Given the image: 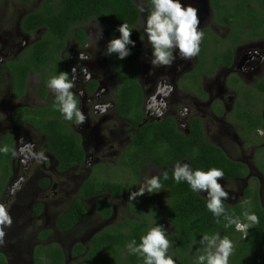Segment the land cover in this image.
I'll return each mask as SVG.
<instances>
[{"label":"flooded vegetation","instance_id":"flooded-vegetation-1","mask_svg":"<svg viewBox=\"0 0 264 264\" xmlns=\"http://www.w3.org/2000/svg\"><path fill=\"white\" fill-rule=\"evenodd\" d=\"M44 1L0 0V149L5 146L9 148L7 154L2 151L5 154L4 158L2 154L0 155V186L4 188L0 203L11 188L21 189L20 195H23L27 190L31 193L35 190L33 187H36V193L30 197L32 199L33 196L39 197V191L56 187L54 177H61L60 191L65 190L62 185L67 182L68 187V183H71L69 179L71 174L77 170L85 172L77 183L75 198L78 197L81 185L94 169L100 180L107 178L124 183L131 180L136 182L134 171L128 168L122 158L128 153L127 150L131 147L138 128L148 123L158 124L166 119H173L178 130L188 134L190 124L199 119L207 142L221 148L230 161L244 167L243 177H224L219 181L229 193V198L224 204L233 209L236 213L234 217H240L241 220L244 219L242 214L245 210L255 212L257 205L264 210V36L259 38L251 36L254 29L264 32V12L263 23L260 19H255L254 24L241 19L238 24L232 25L218 16L213 0H180L185 7L198 9L199 28L204 32L200 52L196 57L184 60L179 57L178 50H175L176 59L171 66L155 67L151 63L153 59L151 46L145 44L148 43L146 33L143 31L146 19L141 15L144 2L147 10L151 8L147 6V0H138L141 5H138L137 0H132L140 8V18L134 28L140 32L142 43V52L138 57V80L143 94V116L141 122L136 125L134 120L122 117L117 110L120 82L116 70L120 65L117 62L113 63V54H106L107 44L113 39V35L104 18L91 16L72 25L64 40L50 43V52L47 55L51 54V63L48 62L39 68L32 66L27 71L25 80L23 75L18 73L21 67L36 61L39 56L37 46L49 35V29L45 26L25 27L27 19L41 9ZM256 46L262 50V53H258L260 56L249 54L247 51ZM229 48L232 50L231 65L227 67L223 60H220L214 73H209L208 70L212 68L214 62L213 57L220 56L219 53ZM243 50L247 51V54L241 57L239 63ZM203 51L207 59L200 57ZM81 53H84L87 59L81 60L79 58ZM57 57L60 61H57ZM202 62L203 67H200ZM178 65L182 67L181 71L176 73L175 67ZM73 68H76V88L73 91L77 93L80 107L87 119L82 125H76L75 121H65L60 115V122L79 136L83 162L80 165L63 168L64 164L48 150L50 139L45 132L47 125L42 123L46 119L54 118L58 113L55 95L47 86L49 79L59 72H67L71 76ZM175 76L182 78L178 79ZM165 77L167 79H163ZM158 81L161 83L159 89ZM166 84H170L171 89L163 86ZM172 90L183 92L184 95L179 96V99L173 98ZM179 102L189 104L191 107L183 106L184 112L181 113L179 110L178 114L176 104ZM212 130H216L217 135L211 134ZM21 141L30 145V150L20 152ZM228 141L233 145L232 150L227 147ZM131 155L132 153H129L128 159ZM107 158L112 161H108ZM180 163L190 164L186 161ZM190 166L192 167L191 164ZM169 169L173 171L174 166ZM165 170L166 168H159L153 164L142 166L136 189L117 197L106 195L111 202L113 214L109 218H101L110 222L116 216L114 202L125 200L129 201L130 216L122 222L127 219L142 221L140 216L132 214L131 207L134 206L144 209L149 229L159 224L157 217L156 220L154 218L156 214L153 208L165 210L168 198L166 190L145 193L143 201L147 207L140 206L139 197L137 201L136 199L130 201L129 196L140 189L147 171L151 177L159 176ZM29 174L31 177L27 180ZM197 194L206 200V192ZM20 195L17 196V200ZM74 199L66 207L63 203L64 208L55 219L54 232L70 235L87 219L88 213L71 231L61 232L57 229L59 217ZM89 200L85 201V205ZM243 201L249 203L242 206ZM42 206L45 211L46 205ZM119 223L121 222L117 224ZM160 225L168 232L169 240L177 236V230L168 217L165 216ZM10 230L12 227L4 228L6 233L4 239L10 242L17 239L18 241L8 250L1 244L0 254L6 259L7 264H34L35 249L38 246L49 245L62 249L65 264L68 263L66 258L70 261L79 260L75 262L78 264H93L101 257V264H107L110 260L108 253L99 254L93 262L85 260L84 254L81 257H74L72 254L77 244H81L87 251L91 239L102 230L92 231L84 237V242H68L69 249H66L65 245L62 247L47 243V239L54 234L49 229L28 234L17 231L7 238ZM227 230L228 237L235 245L229 264H234V257L238 255L240 239L249 240L263 232L256 224L248 230L247 238L236 228V232H231L232 230L228 228ZM45 232L49 233L48 236H42ZM19 234L23 235L18 238ZM25 235L32 239H25ZM222 235L223 233H220V236ZM174 245L176 247L173 245L172 247H175L177 252L170 247L168 255L173 257L176 264H185L186 253L180 251V245ZM191 248L192 251L188 252L190 264H195V258L202 250L196 248L194 242L191 243ZM260 249L264 255V244L262 248L254 247L252 251L259 252ZM257 263L263 264V260L258 258Z\"/></svg>","mask_w":264,"mask_h":264},{"label":"trees","instance_id":"trees-1","mask_svg":"<svg viewBox=\"0 0 264 264\" xmlns=\"http://www.w3.org/2000/svg\"><path fill=\"white\" fill-rule=\"evenodd\" d=\"M213 5L218 16L232 25L238 24L241 19L252 24L255 19H260V22L263 23L264 0H213ZM147 6L151 8V0H147ZM91 16L104 18L107 26L112 29L113 38H119L118 28L122 23H127L133 31L131 40L135 42V46L129 45L131 54L123 60L113 54V63L117 62L120 65L116 70L120 82V89L117 93V110L122 117L134 120L138 125L143 116V94L138 80V57L142 52V43L140 32L134 28L140 18V8L132 0H45L41 9L27 19L25 27L45 26L49 29V35L47 34L48 36L44 37L37 46L39 56L36 61H31V65L21 67L18 73H21L25 80L27 71L32 66L39 68L48 62L51 63V54L47 55L50 52V43L64 40L72 25H76L81 20L85 21ZM253 31L251 36L254 38L264 36V32H259L257 29ZM219 54L220 56L213 57L212 68L208 70L211 74L217 69L220 60H223L227 67L231 65L232 50L230 48ZM200 57L207 59L204 51L200 53ZM57 61H60L58 57ZM203 64L202 62L200 67H203ZM57 112L54 118L46 119L42 123L47 125L45 132L50 139L48 150L64 164L63 168L69 165H80L83 162L80 138L62 125L60 122L61 113ZM127 152L122 161L128 165V168H131V171H134L137 181L131 180L124 183L107 178L100 180L94 169L81 185L78 197L59 217L57 221L59 231H71L85 219L88 213L85 201L92 198L95 199L99 214L104 218L111 217L113 209L106 195L117 197L136 189L140 179V169L146 164L166 168L159 175L160 183L163 185L162 190L168 192L166 208L164 211L153 208L154 214H156L154 218L156 220L157 217L158 225L165 216L172 222L177 230V236L170 241L173 246H175L174 244L180 245V251L183 254L186 253L185 264H190L191 258L188 252L192 251V242L195 243L196 248L203 250V245L199 243L203 235L223 233L221 237H228L227 228L232 230L231 232L235 231V225L225 227L226 221L223 217H220L219 223H217L218 218L207 209V201L193 192L187 182L177 183L173 179V171L169 169L175 167L177 163L186 161L192 165L193 170L207 171L216 167L223 170L224 177L238 178L245 175L242 170L243 166L230 161L221 148L207 142L199 119L190 124L188 134L181 133L173 119H166L158 124H145L138 128L134 141ZM129 153L132 155L128 159ZM1 154L4 158L5 154L0 151ZM165 174H167V179H164ZM3 190V186H0V196H2ZM224 206L228 215L235 216L236 213L232 208L225 204ZM131 208L133 209L132 214L142 218L141 222L127 219L108 227L91 239L87 251L81 244L74 246L73 256L81 257L84 254L85 260L93 262L99 254L108 253L110 260L107 264H143L142 257L131 254L127 245L132 240L139 244L140 238L147 233L150 226L145 219L146 213L143 208L134 206ZM42 211L43 206L39 205L35 208L34 213L40 215ZM254 213L259 217V223L256 225L263 232L261 235L252 236L249 240L240 239L238 255H235L233 260L234 264H258V258H261L264 264V255L261 249L259 252L252 251L254 247L262 248L264 244V210L257 205ZM48 234L45 232L42 233V236H48ZM175 247L172 249L177 252ZM34 254V264H65L62 249L53 245L38 246ZM0 264H7L1 254Z\"/></svg>","mask_w":264,"mask_h":264},{"label":"clouds","instance_id":"clouds-1","mask_svg":"<svg viewBox=\"0 0 264 264\" xmlns=\"http://www.w3.org/2000/svg\"><path fill=\"white\" fill-rule=\"evenodd\" d=\"M145 11L141 8V12ZM198 9L188 6L185 7L180 0H151V9L147 10L146 21H144L143 31L146 33L147 41L152 49L151 63L155 67H169L173 64L176 56L174 51L178 50L179 57L190 60L200 52V45L203 41L204 32L199 28ZM118 31L119 38H113L107 44V55L116 54L123 60L131 54L129 45L135 46L131 40L132 29L127 23H122ZM81 60L87 59L81 53ZM76 68L72 69V75L67 72H59L52 76L48 81V88L55 95L57 110L61 113L65 121H75L76 125L85 123L87 117L83 113L76 88ZM91 76L90 73H88ZM163 79H167L166 77ZM171 89L170 84L163 85ZM158 89L161 83L158 81ZM23 152L30 150V145L21 141ZM5 154L8 153L7 146L0 149ZM222 169L212 167L207 171L193 170L188 163H177L173 169V179L180 183L185 181L191 190L196 193H207V209L219 218L223 217L226 221L225 227L235 225L237 231L243 233L247 238L248 230L259 223V217L254 212L245 210L243 220L240 217L228 215L225 211L224 201L229 198V193L224 186L219 183L224 178ZM167 174L164 179H167ZM163 189L159 176H151L145 179L138 191L132 192L129 200L133 201L145 193H157ZM249 201H243L247 205ZM12 218L5 204L0 203V244H3L6 235L4 228L10 227ZM203 245L202 253L195 258V264H229L230 257L234 252L235 245L227 236L221 237L219 233L205 234L199 241ZM172 247V241L168 238V232L163 225L156 224L151 227L145 235L140 238V243L135 240L128 243L127 249L131 254L142 257L143 264H176L172 256L168 255V250Z\"/></svg>","mask_w":264,"mask_h":264},{"label":"rangeland","instance_id":"rangeland-1","mask_svg":"<svg viewBox=\"0 0 264 264\" xmlns=\"http://www.w3.org/2000/svg\"><path fill=\"white\" fill-rule=\"evenodd\" d=\"M137 2H138V5H141L140 1L137 0ZM247 51L249 52V54H253L256 56H260V54H258V53H262L261 48L257 47V46L249 48V49H247ZM247 51H245V50L241 51V56H240V59L238 60L239 63L241 62V57L244 56L245 54H247ZM239 55H240V53H239ZM256 59L258 60L259 58L256 57ZM182 65L185 66L184 63ZM182 65H178L175 67L176 73H179V71H181ZM194 69H195V67L193 68V70ZM188 71L190 72V69ZM175 78L179 79L180 77L175 76ZM183 95H184L183 92H179V91L176 92L175 90H172V93H171V97L178 98V99H179V96L181 97ZM174 96H176V97H174ZM171 102L172 101L170 100V103ZM179 103L176 104V106L178 107L177 108L178 114H179V110H181L180 112L182 113V112H184L185 108H187V106L191 107L189 104H182L181 102H179ZM192 113H194V112H192ZM215 131L216 130H212L211 134L217 135V133ZM227 147L232 150L233 145L231 144L230 141H228ZM238 152H239V150H238ZM110 158H107V160ZM108 161L111 162L112 160H108ZM115 161H116V159H115ZM84 172H85V170H83V171L77 170V171L73 172L71 174V177L69 178L71 183H68L69 186L67 187V182H65L62 185L65 187V190H62V191H60V189H61V184H60L61 177H54V184H56V187H52L46 191H39V197L33 196V199L30 196L36 193V189H37L36 187H33L35 190L31 192L32 194L30 193V191L27 190L23 195H20L22 193L21 189L11 188L7 192V194L4 196V199L1 202V203L6 205V207L8 208L9 214L12 218L13 226H10V227H12V230H10L8 232L9 234H8L7 238L11 237V234L14 232H17V231L18 232L21 231V232H23V234H28V233H32L34 231L38 232V231H41L43 229H49V230H52L54 232L55 231V222H56L55 219L57 218L61 209L66 207L75 198L77 183L81 179L82 173H84ZM148 172L149 171L146 172L142 184H144L145 179L147 177H150ZM30 177H31V174L28 175L27 180L30 179ZM62 180L64 181L65 179H62ZM18 195H20V196L17 200ZM144 197H145V195L139 196V203L141 205L138 203L137 204L142 206V207H147L145 201H143ZM137 198H136V201H137ZM63 203H64V207H62ZM38 204H40V205L45 204L46 205V210L45 211L43 210L44 212L42 211V214H40V216H37L34 213V210ZM114 204L116 205L115 207L117 210L116 216H114L115 218L112 219L110 222H106L105 220H103L101 218L102 216L99 214L98 210L95 209V199L89 200L86 203L87 209H88V217L85 220V222H83L70 235H62L60 233L54 232V234L51 237H49L46 242L51 243V244L61 245L62 247H64V245H65L66 249H69V243L68 242H77V241H83L84 242V237L87 236L92 231L102 230V229L107 228L111 225L117 224L118 222H122L127 217L129 218V216H130L129 201L117 200V202H114ZM22 235L19 234L18 238ZM25 239H32V238H30V236H28V235H25ZM17 241H18V239H17ZM17 241L10 242L8 239H4L2 247L5 250H8V249L14 247ZM0 247H1V244H0ZM101 260H102V257L100 259H97L95 261V263H93V264H101ZM66 261L68 262L67 264H71V263L78 262L79 260L70 261L68 258H66Z\"/></svg>","mask_w":264,"mask_h":264},{"label":"water","instance_id":"water-1","mask_svg":"<svg viewBox=\"0 0 264 264\" xmlns=\"http://www.w3.org/2000/svg\"><path fill=\"white\" fill-rule=\"evenodd\" d=\"M141 8H144L145 9V11L143 12V13H141V15H142V18H144V19H146V16H147V7H146V4H145V2H144V5L141 7ZM146 45H149V43H145Z\"/></svg>","mask_w":264,"mask_h":264}]
</instances>
